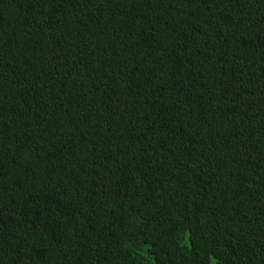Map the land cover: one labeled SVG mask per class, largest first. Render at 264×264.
<instances>
[{
	"label": "trees",
	"instance_id": "16d2710c",
	"mask_svg": "<svg viewBox=\"0 0 264 264\" xmlns=\"http://www.w3.org/2000/svg\"><path fill=\"white\" fill-rule=\"evenodd\" d=\"M0 264H264V0H0Z\"/></svg>",
	"mask_w": 264,
	"mask_h": 264
}]
</instances>
